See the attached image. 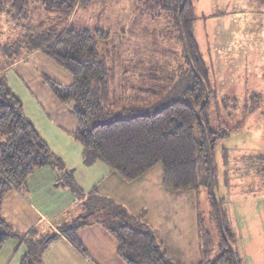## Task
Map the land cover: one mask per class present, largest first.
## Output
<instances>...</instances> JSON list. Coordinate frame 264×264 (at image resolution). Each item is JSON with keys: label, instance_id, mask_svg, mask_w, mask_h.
Listing matches in <instances>:
<instances>
[{"label": "trees", "instance_id": "1", "mask_svg": "<svg viewBox=\"0 0 264 264\" xmlns=\"http://www.w3.org/2000/svg\"><path fill=\"white\" fill-rule=\"evenodd\" d=\"M94 1L0 0V15H5L11 23H26L33 4L42 6V10L50 15L47 19L49 26L46 27L44 21L38 24L33 35L35 45L25 42L29 46L24 52L15 54L0 66V251L8 239L21 237L1 216L5 194L12 188L26 192V179L36 168H63L60 157L49 149L25 116L22 102L9 87L5 75V67L31 52L41 51L71 76V82L66 85L45 74L42 81L60 102L71 103L76 128L70 135L83 147L84 161H101L127 182L159 163L162 167L161 185L170 191L198 192L201 184L207 186L212 198V214L217 222L218 241L217 248H214L208 232L201 226L202 216L197 210L201 260L196 264H239L234 247L235 234L227 225L223 200L216 194L218 179L214 151L217 141L227 136L228 130L215 129L211 123L213 90L209 67L193 31L195 10L192 0H186L179 21L176 15L183 0H144L145 4H154L161 12L171 13L174 31L182 42L181 29L189 78V82H179V85L175 81L177 91L166 100L154 98L151 103L147 98L164 91L163 84L169 88L167 81L158 88H142L135 95L125 96L113 91L106 59L99 52L95 39L100 32L104 33L72 25L71 18L78 5ZM253 1L264 11V0ZM205 90L208 99L198 117ZM209 155L214 168L216 199L211 190ZM62 176L73 193L83 195L71 172L65 171ZM85 199L83 206L79 205V211L88 210L87 216L79 214L57 227L59 233L82 254L86 255L87 251L79 239L78 230L90 224L87 218L94 215L95 222H100L117 241V254L124 264H177L169 259L155 230L123 204L95 189ZM58 236L57 232L39 233L35 229L28 232L24 238L27 251L20 264H43L44 250Z\"/></svg>", "mask_w": 264, "mask_h": 264}, {"label": "rangeland", "instance_id": "2", "mask_svg": "<svg viewBox=\"0 0 264 264\" xmlns=\"http://www.w3.org/2000/svg\"><path fill=\"white\" fill-rule=\"evenodd\" d=\"M192 2L193 31L209 67L213 90L211 123L215 129L228 130L214 151L216 194L223 200L227 225L235 234L239 264H264V11L253 0ZM171 16L144 0H95L78 5L71 21L76 28L105 34L100 32L95 39L106 59L113 91L135 95L145 87L170 84L169 88L163 84L164 91L148 97L151 103L154 98L166 100L175 94V81L179 85L189 79ZM49 17L37 4L32 5L26 23H11L0 15V66L24 52L29 46L25 42L35 45L38 24L44 21L49 26ZM31 65L30 60L15 70L31 69ZM37 65L39 70L47 68L44 60ZM155 166L161 167L159 163ZM164 202L172 213H191L193 207L199 210L201 226L217 248V222L207 186L201 184L198 192L167 191ZM87 211H76L75 216H87ZM87 220L95 222L96 218L93 215Z\"/></svg>", "mask_w": 264, "mask_h": 264}, {"label": "crops", "instance_id": "3", "mask_svg": "<svg viewBox=\"0 0 264 264\" xmlns=\"http://www.w3.org/2000/svg\"><path fill=\"white\" fill-rule=\"evenodd\" d=\"M30 60L31 69L27 66L15 70V67L28 65ZM42 60L47 64L45 70L37 67L38 61ZM43 74L62 80L63 85L71 82L70 74L48 56H42L40 51L31 52L5 67L7 83L21 100L25 116L49 149L60 157L63 168H36L26 179V192L12 188L5 194L1 216L21 237L6 241L0 251V264H20L22 255L27 251L24 238L34 229L39 233L49 231L59 234L44 250L43 264H124L117 254V241L100 222H91L78 230L86 255L57 230L58 226L75 217L76 211L80 209L79 205L93 189L123 204L148 223L155 230L172 262L198 263L201 260L200 226L195 207L191 213L186 214L168 210L164 198L170 190L161 185L160 166L154 165L142 176L127 182L101 161L86 163L83 147L70 135L76 128L70 111L72 105L60 102L52 94L42 81ZM65 171L72 173L74 182L83 191V195L71 191L62 176ZM188 195L194 198L190 192ZM156 201L158 203L155 206L150 205Z\"/></svg>", "mask_w": 264, "mask_h": 264}, {"label": "water", "instance_id": "4", "mask_svg": "<svg viewBox=\"0 0 264 264\" xmlns=\"http://www.w3.org/2000/svg\"><path fill=\"white\" fill-rule=\"evenodd\" d=\"M186 0H183L182 1V4L177 12V20L179 21V16H180V13L184 7V4H185ZM180 34H181V38H182V46H183V50H184V53H185V56L187 57V53H186V48H185V44H184V40H183V35H182V31L180 29ZM194 70V69H193ZM195 74H197L195 72ZM198 75V74H197ZM208 99V93H207V90H205V99H204V102L201 104L200 108L198 109V117L200 115V110L202 109V107L205 105L206 101ZM209 164H210V182H211V190H212V194L214 196V198L216 199V194H215V191H214V182H213V177H214V168H213V162H212V158H211V155H209ZM217 210H218V214H219V224H220V227H221V230L223 231V225H222V219H221V213H220V208L219 206L217 205ZM231 247V245H230ZM237 264V263H236Z\"/></svg>", "mask_w": 264, "mask_h": 264}]
</instances>
